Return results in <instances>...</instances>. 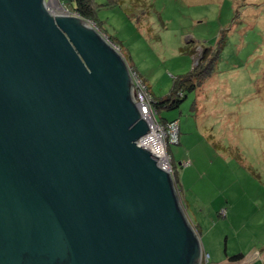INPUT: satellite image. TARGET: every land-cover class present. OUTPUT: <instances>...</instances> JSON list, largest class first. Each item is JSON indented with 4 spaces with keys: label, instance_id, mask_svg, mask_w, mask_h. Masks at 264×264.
I'll list each match as a JSON object with an SVG mask.
<instances>
[{
    "label": "water",
    "instance_id": "water-1",
    "mask_svg": "<svg viewBox=\"0 0 264 264\" xmlns=\"http://www.w3.org/2000/svg\"><path fill=\"white\" fill-rule=\"evenodd\" d=\"M134 87L87 19L0 0V264H202Z\"/></svg>",
    "mask_w": 264,
    "mask_h": 264
},
{
    "label": "rangeland",
    "instance_id": "rangeland-1",
    "mask_svg": "<svg viewBox=\"0 0 264 264\" xmlns=\"http://www.w3.org/2000/svg\"><path fill=\"white\" fill-rule=\"evenodd\" d=\"M95 1L101 33L153 96L206 64L198 88L156 119L179 120L180 142L166 137L165 149L209 262L244 253L264 264V0ZM47 2L53 14H75Z\"/></svg>",
    "mask_w": 264,
    "mask_h": 264
},
{
    "label": "trees",
    "instance_id": "trees-1",
    "mask_svg": "<svg viewBox=\"0 0 264 264\" xmlns=\"http://www.w3.org/2000/svg\"><path fill=\"white\" fill-rule=\"evenodd\" d=\"M62 2L69 8L70 11H73L75 14H78L79 16L87 19L88 21H92V22L96 23L97 28L101 31V28H100L101 25L99 24V22H101V21L98 17V10H99L100 6L96 3L95 0H62ZM107 37L114 45H115V43H117L116 38L113 37L112 35L109 34ZM202 57L205 60L207 58V52L204 50L202 53ZM126 61L128 62V59H126ZM129 66L132 70H134L138 73V71L135 70V68H133L130 64H129ZM205 66H206V64H205ZM205 66L202 65L201 63H199L198 68L196 67L191 73L187 74L186 76H184L180 79H176L171 93L169 95H167L166 97L157 98L151 94L153 97V108H154V110H156V116L158 113H160L161 109H163V108L174 109V108L180 107L181 103L183 102V98L186 97V95L184 93V88H186L190 91L198 88L201 81L205 78L206 75L209 74V71L206 69ZM173 121L179 122V120L176 118H172V119L165 118L164 120L158 121V122L163 123V124H167L168 122H173ZM179 142H180V138H179ZM172 168H173L172 174H173L174 183H175L176 188L178 190V194L181 196V193L179 192V179L174 172L173 166H172ZM196 230L198 231L197 228H196ZM242 255L243 254L240 253L238 255L231 256V258L234 260L240 259L242 257ZM203 264H205V263H203Z\"/></svg>",
    "mask_w": 264,
    "mask_h": 264
},
{
    "label": "built area",
    "instance_id": "built-area-1",
    "mask_svg": "<svg viewBox=\"0 0 264 264\" xmlns=\"http://www.w3.org/2000/svg\"><path fill=\"white\" fill-rule=\"evenodd\" d=\"M76 15H78V14H76ZM130 71H131L132 77L134 79L136 101L140 107L141 113L148 120H153L155 122V124L158 127L160 137L163 140L164 145H165L164 138H166V137L169 138V144H178L179 138H180L179 137V122L173 121V122H168L167 124H162V123L158 122V120L156 119V110H154V108H153V97H152V95L148 89L147 84H145V81L143 80V78L136 71L132 70L131 68H130ZM165 132H167V133H165ZM167 157H168V155H167ZM168 162H169V159H168ZM164 167H166V169H168L172 173L173 168H172V164H170V162L167 166L164 165ZM209 258H210V255L204 251L203 262H205V263L209 262Z\"/></svg>",
    "mask_w": 264,
    "mask_h": 264
},
{
    "label": "bare ground",
    "instance_id": "bare-ground-1",
    "mask_svg": "<svg viewBox=\"0 0 264 264\" xmlns=\"http://www.w3.org/2000/svg\"><path fill=\"white\" fill-rule=\"evenodd\" d=\"M151 128V132L142 140V143L159 157L160 163L167 166L169 164L168 157L158 127L155 123L151 122Z\"/></svg>",
    "mask_w": 264,
    "mask_h": 264
},
{
    "label": "crops",
    "instance_id": "crops-1",
    "mask_svg": "<svg viewBox=\"0 0 264 264\" xmlns=\"http://www.w3.org/2000/svg\"><path fill=\"white\" fill-rule=\"evenodd\" d=\"M182 194V193H181ZM264 248V247H263ZM243 255H242V257L240 258V259H236V260H234V259H232L231 258V256H229L228 254L225 256V257H223V258H221V259H218V260H215V261H213V262H207V263H205V264H248V263H246V259H245V254L244 253H242ZM260 254H262V256H263V258H264V249L263 250H261V252H260ZM233 256V255H232ZM247 259H248V257H247ZM251 259V258H250ZM239 260V261H238Z\"/></svg>",
    "mask_w": 264,
    "mask_h": 264
}]
</instances>
